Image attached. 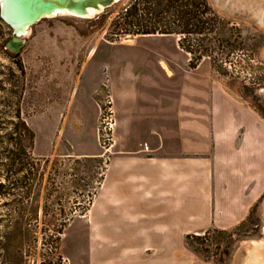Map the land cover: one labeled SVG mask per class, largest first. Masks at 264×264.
<instances>
[{"label": "rangeland", "instance_id": "374dc122", "mask_svg": "<svg viewBox=\"0 0 264 264\" xmlns=\"http://www.w3.org/2000/svg\"><path fill=\"white\" fill-rule=\"evenodd\" d=\"M133 1L93 19L41 20L16 60L5 50L12 31L0 20V136L18 134L12 124L19 119L34 135L24 158L27 172L13 170L10 184L0 157V185L9 186L0 189V264H14L19 255L22 264H109L105 174L122 149L155 148L132 119L146 105L178 96L184 83L221 86L264 122V23L258 20L264 0H218L221 9L206 0L219 17L210 36L123 33L116 22H125ZM163 18L172 24L171 16ZM180 41L196 54L185 52ZM208 50L211 57L196 64L195 57ZM263 200L264 194L232 230H209L190 245V235L176 236L183 264H234L239 243L261 239ZM7 232L25 236L21 247L4 251Z\"/></svg>", "mask_w": 264, "mask_h": 264}, {"label": "crops", "instance_id": "0c3cea01", "mask_svg": "<svg viewBox=\"0 0 264 264\" xmlns=\"http://www.w3.org/2000/svg\"><path fill=\"white\" fill-rule=\"evenodd\" d=\"M179 91L132 119L155 148L122 149L105 174L109 264H183L176 236L232 230L264 194V122L221 86Z\"/></svg>", "mask_w": 264, "mask_h": 264}, {"label": "trees", "instance_id": "16d2710c", "mask_svg": "<svg viewBox=\"0 0 264 264\" xmlns=\"http://www.w3.org/2000/svg\"><path fill=\"white\" fill-rule=\"evenodd\" d=\"M140 4L146 6L143 11L138 8ZM164 15L172 17V24L163 22ZM124 17L125 22H116L119 27H124L123 33L143 36H173L177 34H182L183 36L192 34L210 36L214 34V26L219 21V17L206 0H134L131 6L126 9ZM180 46L185 52L193 56L196 54L193 45L184 46L183 42H181ZM208 51L195 57L196 64L200 63L205 57H211L210 50ZM12 125L13 131L18 132V134L0 136V157H3L1 166L5 172L4 180L9 184L10 174L13 170L18 173L27 172V163L24 158L34 145V135L25 122L19 119ZM23 179L26 178L23 177ZM0 189H9V186L0 185ZM206 235H208V232L204 236H188L187 245H190V240H199ZM13 236L12 232L6 233L5 242L3 243L4 251L8 252L14 245L21 247L22 243H24L25 236L21 232L19 236ZM23 260L24 257L19 255L14 257V261L12 260L11 262L22 264Z\"/></svg>", "mask_w": 264, "mask_h": 264}, {"label": "water", "instance_id": "95a60500", "mask_svg": "<svg viewBox=\"0 0 264 264\" xmlns=\"http://www.w3.org/2000/svg\"><path fill=\"white\" fill-rule=\"evenodd\" d=\"M123 0H0V20L12 31V37L6 42L5 50L16 58L25 45L24 38L28 30L43 19L56 16H68L79 19H93L105 10ZM217 8H223L218 0H211ZM65 12V14H60ZM93 13L92 16L89 14ZM264 218V200L262 206ZM264 221L261 225V239L245 240L240 247L234 264H264ZM253 242H260L258 246Z\"/></svg>", "mask_w": 264, "mask_h": 264}, {"label": "bare ground", "instance_id": "6f19581e", "mask_svg": "<svg viewBox=\"0 0 264 264\" xmlns=\"http://www.w3.org/2000/svg\"><path fill=\"white\" fill-rule=\"evenodd\" d=\"M60 14H65V12H61ZM262 14L264 15V11L262 12ZM90 16H92L93 15V13H90L89 14ZM257 16V15H256ZM52 17H56V15H53ZM258 20L261 22V23H264V17H258ZM28 33H29V30H28ZM93 54V51L91 52V55ZM162 66L164 67V69H166L167 71H168V69H167V67H166V65L165 64H162ZM263 231H264V229H263ZM261 243L260 242H253L252 243V245H254V246H258V245H260Z\"/></svg>", "mask_w": 264, "mask_h": 264}, {"label": "flooded vegetation", "instance_id": "af4514ba", "mask_svg": "<svg viewBox=\"0 0 264 264\" xmlns=\"http://www.w3.org/2000/svg\"><path fill=\"white\" fill-rule=\"evenodd\" d=\"M23 49V48H22ZM22 49H21V51H22ZM6 52H7V54L13 59V60H16V59H18L19 58V56H20V54H19V56L18 57H16V58H13V56H14V54L12 53V52H9V51H7L6 50Z\"/></svg>", "mask_w": 264, "mask_h": 264}]
</instances>
